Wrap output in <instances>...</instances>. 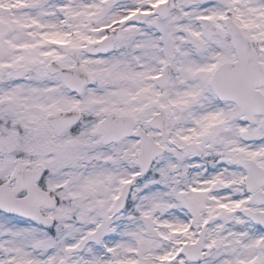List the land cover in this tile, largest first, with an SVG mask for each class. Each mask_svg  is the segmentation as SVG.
<instances>
[{
	"label": "snow or ice",
	"instance_id": "1",
	"mask_svg": "<svg viewBox=\"0 0 264 264\" xmlns=\"http://www.w3.org/2000/svg\"><path fill=\"white\" fill-rule=\"evenodd\" d=\"M0 264H264V0H0Z\"/></svg>",
	"mask_w": 264,
	"mask_h": 264
}]
</instances>
